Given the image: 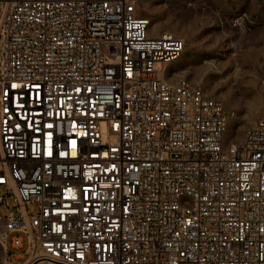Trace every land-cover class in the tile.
I'll return each instance as SVG.
<instances>
[{"label":"built area","instance_id":"2783aa9c","mask_svg":"<svg viewBox=\"0 0 264 264\" xmlns=\"http://www.w3.org/2000/svg\"><path fill=\"white\" fill-rule=\"evenodd\" d=\"M149 27L132 0H0V264H264V118L224 140Z\"/></svg>","mask_w":264,"mask_h":264},{"label":"rangeland","instance_id":"374dc122","mask_svg":"<svg viewBox=\"0 0 264 264\" xmlns=\"http://www.w3.org/2000/svg\"><path fill=\"white\" fill-rule=\"evenodd\" d=\"M138 15L150 19L149 34L171 33L184 41L180 56L166 67L170 81L186 77L220 100L229 114L224 140L239 141L243 131L264 118V0H132ZM1 60V52H0ZM102 144L106 123H100ZM0 186V195H4ZM6 200L12 206L11 198ZM35 204L28 207L34 214ZM7 208L0 205L1 216ZM15 233L8 235L9 243ZM23 243L8 250L25 253ZM22 259H16L20 262Z\"/></svg>","mask_w":264,"mask_h":264},{"label":"snow or ice","instance_id":"6c2138e0","mask_svg":"<svg viewBox=\"0 0 264 264\" xmlns=\"http://www.w3.org/2000/svg\"><path fill=\"white\" fill-rule=\"evenodd\" d=\"M12 87L15 88L16 85L13 84ZM47 127H48V128H52V125H47ZM47 135H48L49 137H51V136H52V132H48ZM72 144H73V146L75 147L76 141L73 140V141H72ZM74 154H75V153H74ZM61 155H63V153H62Z\"/></svg>","mask_w":264,"mask_h":264}]
</instances>
